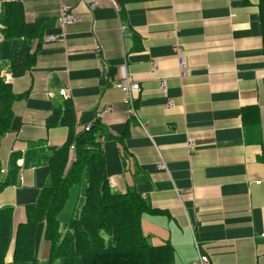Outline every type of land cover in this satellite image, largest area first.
<instances>
[{
	"label": "crops",
	"instance_id": "1",
	"mask_svg": "<svg viewBox=\"0 0 264 264\" xmlns=\"http://www.w3.org/2000/svg\"><path fill=\"white\" fill-rule=\"evenodd\" d=\"M113 1L89 9L87 0H0V10L19 4L25 22L42 29L27 73L12 77L0 63L20 96L0 142L2 174L17 168L0 208H12L14 227L24 223L50 170L39 155L98 123L108 183L148 201L155 213L142 216V232L151 245L172 246V264L198 255L209 264H264V0ZM61 5L75 23L57 25ZM124 78L140 88L136 118L113 86ZM63 101L72 125H48ZM38 230L35 257L43 262Z\"/></svg>",
	"mask_w": 264,
	"mask_h": 264
},
{
	"label": "trees",
	"instance_id": "2",
	"mask_svg": "<svg viewBox=\"0 0 264 264\" xmlns=\"http://www.w3.org/2000/svg\"><path fill=\"white\" fill-rule=\"evenodd\" d=\"M0 33V63L7 65L12 77L24 75L35 63L33 43L40 42L42 29L25 22L19 4L6 3L0 10ZM19 98L0 75V142L9 132L12 105ZM70 113L68 101L56 104L48 125L71 126ZM101 133L102 127L94 123L62 147L39 155L50 170L36 201L24 207L25 222L14 227L12 208H0V264L173 263L172 246L168 242L151 245L142 232V216L155 213L148 201L134 191L119 192L108 183L97 141ZM16 173L17 168H13L3 175L0 162V191L14 183ZM82 182L77 213L60 227L58 217L69 192ZM41 225L46 245L43 262L35 257L36 233Z\"/></svg>",
	"mask_w": 264,
	"mask_h": 264
},
{
	"label": "built area",
	"instance_id": "3",
	"mask_svg": "<svg viewBox=\"0 0 264 264\" xmlns=\"http://www.w3.org/2000/svg\"><path fill=\"white\" fill-rule=\"evenodd\" d=\"M111 3H114L113 0H111ZM97 4V0H87L86 6L89 9H93L96 7ZM57 25L60 27H65L67 25H71L73 23L76 22V18L74 17L73 13H71V11L65 7L64 5L60 6L59 9V13L57 16ZM50 41H54L57 40V37H49ZM98 59V66L100 71V75L103 78H107V67L106 65L103 63V61L97 57ZM178 69L181 73V75H183L184 70H185V63L182 59H178ZM152 70H154V67H152ZM1 75V74H0ZM6 82L8 83V79H5ZM113 86L115 87V89L121 91L124 95V100H123V104L125 106V114L128 118L134 117L135 116V111H134V101H135V96H137V94L140 91L139 85L133 81H131L128 78H124L122 80H119L118 82L116 81ZM159 87L161 88L162 91L165 90V86L163 82L159 83ZM61 96L63 97H67L68 96V91H60L59 92ZM168 106L171 105V102L169 101ZM111 112L110 108H106L103 111H101L100 113H98L97 117L98 118H103V116L107 113ZM89 127H91L90 125H87L84 128V131H88ZM73 160V159H72ZM158 168L161 170H165V164L163 162H160L158 164ZM197 261L194 263H189V264H209L208 263V259L206 256H202V255H198Z\"/></svg>",
	"mask_w": 264,
	"mask_h": 264
},
{
	"label": "rangeland",
	"instance_id": "4",
	"mask_svg": "<svg viewBox=\"0 0 264 264\" xmlns=\"http://www.w3.org/2000/svg\"><path fill=\"white\" fill-rule=\"evenodd\" d=\"M81 188H82V183H80V185H76L71 188L67 201L64 205V208L58 217L60 227L63 226L64 223H66L72 217L73 214L77 213V210L80 204L78 203V200L80 199V198L78 199V196H79L78 193L81 190ZM80 200L82 201V198ZM38 229H37V233L39 232ZM37 233H36V237H37ZM36 246H37V241L35 239V247ZM53 264H58V263L55 262Z\"/></svg>",
	"mask_w": 264,
	"mask_h": 264
}]
</instances>
